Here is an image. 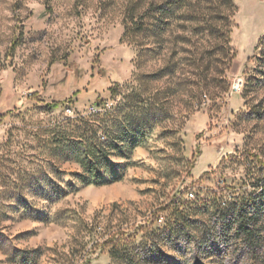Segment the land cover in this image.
Returning <instances> with one entry per match:
<instances>
[{
	"label": "rangeland",
	"instance_id": "374dc122",
	"mask_svg": "<svg viewBox=\"0 0 264 264\" xmlns=\"http://www.w3.org/2000/svg\"><path fill=\"white\" fill-rule=\"evenodd\" d=\"M230 5L225 58L216 0H0V264H264L229 213L264 184V0Z\"/></svg>",
	"mask_w": 264,
	"mask_h": 264
},
{
	"label": "trees",
	"instance_id": "16d2710c",
	"mask_svg": "<svg viewBox=\"0 0 264 264\" xmlns=\"http://www.w3.org/2000/svg\"><path fill=\"white\" fill-rule=\"evenodd\" d=\"M230 2L231 0H216L217 6L214 8H217V11H214L215 15L210 16L211 23L208 29L221 43L220 50L225 58H232L235 54L230 48L233 16L232 13H226L221 9V6L227 7ZM213 21L218 24L215 25ZM260 185L259 192L252 195L248 201L231 207L229 211L236 222L235 233L241 238L252 259H258L264 247V184Z\"/></svg>",
	"mask_w": 264,
	"mask_h": 264
},
{
	"label": "built area",
	"instance_id": "2783aa9c",
	"mask_svg": "<svg viewBox=\"0 0 264 264\" xmlns=\"http://www.w3.org/2000/svg\"><path fill=\"white\" fill-rule=\"evenodd\" d=\"M258 187H259V185H257L256 189H257ZM188 195H189L190 197H193L194 194H193L192 192H189Z\"/></svg>",
	"mask_w": 264,
	"mask_h": 264
}]
</instances>
